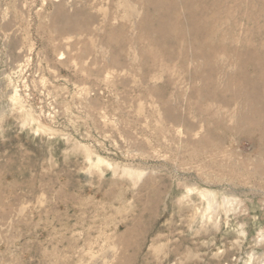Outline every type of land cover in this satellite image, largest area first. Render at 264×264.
I'll return each instance as SVG.
<instances>
[{
    "label": "rangeland",
    "instance_id": "obj_1",
    "mask_svg": "<svg viewBox=\"0 0 264 264\" xmlns=\"http://www.w3.org/2000/svg\"><path fill=\"white\" fill-rule=\"evenodd\" d=\"M263 121L264 0H0V264H264Z\"/></svg>",
    "mask_w": 264,
    "mask_h": 264
},
{
    "label": "bare ground",
    "instance_id": "obj_2",
    "mask_svg": "<svg viewBox=\"0 0 264 264\" xmlns=\"http://www.w3.org/2000/svg\"><path fill=\"white\" fill-rule=\"evenodd\" d=\"M264 124V121H263ZM99 162H101V160H98ZM202 195L206 196L208 199V207L210 208L213 205V192H209V191H203L201 192Z\"/></svg>",
    "mask_w": 264,
    "mask_h": 264
}]
</instances>
